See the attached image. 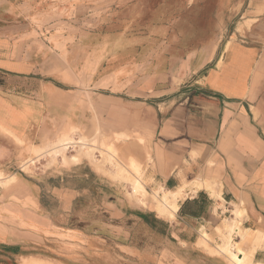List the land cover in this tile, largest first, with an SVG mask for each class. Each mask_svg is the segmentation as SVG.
Segmentation results:
<instances>
[{
	"label": "crops",
	"instance_id": "0c3cea01",
	"mask_svg": "<svg viewBox=\"0 0 264 264\" xmlns=\"http://www.w3.org/2000/svg\"><path fill=\"white\" fill-rule=\"evenodd\" d=\"M77 6L0 0V264H230L201 245L230 231L264 264V0ZM72 129L137 161L148 196L99 153L20 170ZM160 188L184 194L172 217Z\"/></svg>",
	"mask_w": 264,
	"mask_h": 264
},
{
	"label": "bare ground",
	"instance_id": "6f19581e",
	"mask_svg": "<svg viewBox=\"0 0 264 264\" xmlns=\"http://www.w3.org/2000/svg\"><path fill=\"white\" fill-rule=\"evenodd\" d=\"M76 135L77 131L75 129H72L68 134H65L58 138L50 146L46 148H35V157L26 161L22 167L24 168V170L35 167L37 162L41 161L40 157L46 156V153L51 157L56 158L58 156H61L62 159L66 160L68 151L70 149L78 150L79 153L86 154L87 156H90L92 158H95L97 153L99 152L110 163L109 166H111L115 170L114 174L117 176V178H121L122 181L126 180V182L131 181L130 184H132L131 186L134 190L132 194L133 198H136V200L138 199L140 202H142L143 199L148 196V191L144 189L143 185V174L142 172H140V166L137 161L135 162L134 160H131L125 166L123 165V159L122 157H120L118 150L114 144H105L104 142V144L101 145L96 140L90 141L89 138L86 136L83 137L80 135L78 137H75ZM121 136L123 137L122 134ZM102 138H104V135ZM98 139L100 138L98 137ZM6 182L7 177H4L3 174H0V185H5ZM182 195H184L182 192H166L161 188L159 190L156 189L153 191L152 194L154 207L161 215L172 217L178 210L177 201L178 198L183 197ZM232 234L233 232L230 231V235L227 236L228 240L226 239L225 244L217 248V250L213 251V254L225 255L228 258L230 264H252V258L254 255L253 253L256 251L257 247L250 250L249 253L245 252L243 249V243L245 241V238L242 237V242L237 244L232 241ZM209 241V237H207V235L205 234V236H203V241L201 245L205 248L208 246ZM28 264L40 263L31 262Z\"/></svg>",
	"mask_w": 264,
	"mask_h": 264
},
{
	"label": "rangeland",
	"instance_id": "374dc122",
	"mask_svg": "<svg viewBox=\"0 0 264 264\" xmlns=\"http://www.w3.org/2000/svg\"><path fill=\"white\" fill-rule=\"evenodd\" d=\"M82 1H84V0H40V7L42 8V7H44V8H47V7H49V8H51L50 10H52L50 13L52 14V13H55V14H61L62 16H63V18L65 17V19L67 20V21H73V20H77L76 18V16L74 17V10L75 9H77L78 8V6H77V4H79V3H81ZM43 5H45V6H43ZM74 7H76L75 9H73L72 10V8H74ZM48 10V12H49V9H47ZM42 11V10H41ZM46 12V11H45ZM42 15H47V14H43V13H41ZM88 14H91V12L90 11H88ZM93 14H95L94 13V11H92V15ZM41 17H43V16H41ZM86 19H90V17H88V18H86ZM78 21V20H77ZM86 23V22H85ZM106 139L104 138V140L103 139H96V141L99 143V144H104V142H106L105 141ZM95 142V141H94ZM96 142V143H97ZM34 151H35V148H34V150H32V158H34L35 157V155L36 154H34ZM72 151H76L78 154H83V153H79L78 152V150H74V149H70L69 151H68V153L70 152V153H75V152H72ZM99 153V152H98ZM97 153V154H98ZM119 153V152H118ZM100 154V156L102 157V158H104V156L103 155H101V153H99ZM99 154L97 155L98 156V158H99ZM46 156H50V155H48L47 153L45 154ZM83 155H86V154H83ZM46 156H41L40 157V159L42 160L43 158H45ZM68 156V155H67ZM87 156V155H86ZM51 157V156H50ZM87 157H90V156H87ZM32 158H30V159H32ZM90 158H92V157H90ZM96 158V157H95ZM95 158H93V159H95ZM29 159V160H30ZM28 161V160H27ZM26 162V161H25ZM25 162H23L21 165L23 166L24 165V163ZM40 162V161H39ZM123 165H127L128 164V162H126V161H124L123 160ZM22 169H24V168H22ZM34 169V167H32V168H29V169H26V170H24L25 172H31L32 170ZM154 202V201H153ZM223 238H224V240L226 241V239L228 240V237H225V236H223ZM209 243V242H208ZM206 249H208V250H210V252H211V254H213L214 252H213V249H210V246H209V244H208V246L207 247H205ZM214 255H217V254H214ZM24 262V264H28V263H31V262H39L40 264H53V263H50V262H44V261H40V260H23ZM55 264V263H54Z\"/></svg>",
	"mask_w": 264,
	"mask_h": 264
},
{
	"label": "built area",
	"instance_id": "2783aa9c",
	"mask_svg": "<svg viewBox=\"0 0 264 264\" xmlns=\"http://www.w3.org/2000/svg\"><path fill=\"white\" fill-rule=\"evenodd\" d=\"M22 168H23V167L21 166V167H20V170H21V171H24V169H22ZM225 214H227V215H231V212H230V211H226ZM233 238H234L235 241L239 240V238H237V236H236L235 234L233 235Z\"/></svg>",
	"mask_w": 264,
	"mask_h": 264
}]
</instances>
